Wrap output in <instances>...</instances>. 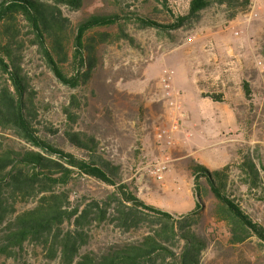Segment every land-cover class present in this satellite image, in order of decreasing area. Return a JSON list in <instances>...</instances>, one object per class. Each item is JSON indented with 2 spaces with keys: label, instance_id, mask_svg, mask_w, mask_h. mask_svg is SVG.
Instances as JSON below:
<instances>
[{
  "label": "rangeland",
  "instance_id": "rangeland-1",
  "mask_svg": "<svg viewBox=\"0 0 264 264\" xmlns=\"http://www.w3.org/2000/svg\"><path fill=\"white\" fill-rule=\"evenodd\" d=\"M249 1L250 6L240 10L232 20H228L229 11L224 5L213 4L168 33L134 22L123 23L132 42L120 40L100 45L92 78L77 88L58 83L30 46L31 36L19 19V38L26 46L22 67L36 94L40 134L65 152L81 155L69 147L62 136L68 123L64 107L68 99L75 96L90 106L84 109L74 128L97 135L100 153L121 167L124 181H132L143 202L181 221L179 216L191 213L197 201L189 165L197 163L210 171L228 165L232 181L229 192L242 209L264 227V189H247L241 185L243 177L238 169L245 155L253 157L256 167L260 163L264 165V0ZM189 3L190 0H167V8L163 9L154 0H83L78 9L60 8L71 27L91 14L116 10L143 14L165 24L172 21V15H187ZM100 31L116 34L118 28ZM173 53H180L176 58L180 63L183 54L192 58L196 65L194 70L198 71L196 75L205 76L199 81L202 97L219 96L221 102L216 103L231 105L240 126L239 136L224 131L212 140L195 141L190 127L184 125L183 93L174 86L175 71L167 62V58L175 60ZM219 55L222 58H218V63L239 60L242 67L241 72L233 69L226 83L221 82V76L229 73L221 71L220 67L228 64L218 67L207 62ZM165 69L172 72L168 89L161 82ZM245 83L247 96L242 87ZM171 119L176 120L175 128ZM230 139L233 141L228 142ZM22 145L31 148L25 143ZM196 148L194 156L192 152ZM199 156H203L200 161L195 160ZM157 162L165 166L161 180L151 173ZM260 178L264 179L262 172ZM200 183L206 188L202 211L195 216L187 215L195 217V224L189 229L205 233L210 241L200 264H264V245L255 237L237 246L228 243L224 224L215 223L211 217L216 199L203 179ZM79 185L74 197L82 204L103 196L105 189H109L93 180L81 179ZM86 230L90 239L84 249L88 250H103L127 238L112 225L93 223ZM46 256V251L28 243L17 256L0 258V264H60L59 258L49 260Z\"/></svg>",
  "mask_w": 264,
  "mask_h": 264
},
{
  "label": "trees",
  "instance_id": "trees-1",
  "mask_svg": "<svg viewBox=\"0 0 264 264\" xmlns=\"http://www.w3.org/2000/svg\"><path fill=\"white\" fill-rule=\"evenodd\" d=\"M82 1L0 0V131L9 135L0 134V258L17 256L30 243L46 251L49 260L59 258L60 264H200L210 241L205 233L189 229L195 217L187 215L202 211L206 188L201 179L216 199L211 217L224 224L228 243L237 246L255 237L264 245V227L229 192L228 165L213 171L197 163L189 165L197 201L191 213L180 215L182 220L178 221L137 196L132 181H124L121 167L100 153L95 133L74 128L90 106L87 101L81 103L71 96L64 107L68 123L62 136L81 155L67 153L44 139L37 127L41 119L36 94L22 67L26 46L19 38L18 21L24 22L30 46L58 83L77 88L92 78L100 45L132 42L123 23L168 33L213 4L224 5L228 20H232L250 6V1L190 0L187 15H172V21L165 24L130 11L97 12L71 27L60 7L78 9ZM154 1L167 8V0ZM115 26L116 34L100 31ZM242 87L247 96L248 85ZM205 96L221 102L219 96ZM238 169L243 177L241 185L264 189V179L260 178L263 164L256 167L253 157L245 155ZM81 179L109 189L82 204L74 197ZM93 223L112 225L127 238L103 250L84 249L90 239L86 229Z\"/></svg>",
  "mask_w": 264,
  "mask_h": 264
},
{
  "label": "crops",
  "instance_id": "crops-1",
  "mask_svg": "<svg viewBox=\"0 0 264 264\" xmlns=\"http://www.w3.org/2000/svg\"><path fill=\"white\" fill-rule=\"evenodd\" d=\"M184 55V54H183ZM180 59L181 63L176 60L180 56V53H173L172 60L171 58H167V62L171 64L175 71L174 76V86L179 87L178 89L183 93V102H184V110L186 113V120L184 122L185 126H189L191 132L195 136L196 142H206L212 140L217 137L224 131L240 133V126L237 121V115L235 111L231 108L230 104H221L213 102L208 98H204L201 96V90L199 86V81L204 79L205 76L196 75V70L194 68L196 65L192 58H188V56H183ZM218 58H222L219 56L212 57V59H208L207 62L211 66H218L220 64H228L226 67H220L221 71H226L229 74H224L221 77V82L226 83L228 78L230 79V72L234 70L242 71V67L239 64V60H234L226 62L219 61ZM200 72V71H199ZM230 76V77H229ZM233 141V140H228ZM203 149L204 147H198ZM198 149L196 148L192 155L195 156ZM191 155V154H190ZM203 156H199V158H195V160L200 161L199 159Z\"/></svg>",
  "mask_w": 264,
  "mask_h": 264
},
{
  "label": "built area",
  "instance_id": "built-area-1",
  "mask_svg": "<svg viewBox=\"0 0 264 264\" xmlns=\"http://www.w3.org/2000/svg\"><path fill=\"white\" fill-rule=\"evenodd\" d=\"M171 74L172 72L169 70H164L163 71V77L161 79V82L163 83V87H165L166 89L169 88V80L171 79ZM168 94V93H167ZM181 117H184V115H181ZM170 123L174 124V128H175V124H176V120L175 119H171ZM152 167H154V169L151 171V173L155 176V178L157 180H161L165 171V166L162 163H155V165H153Z\"/></svg>",
  "mask_w": 264,
  "mask_h": 264
}]
</instances>
